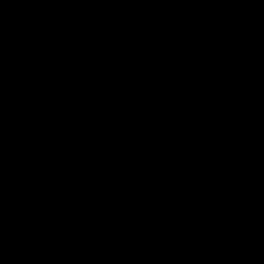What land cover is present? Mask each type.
<instances>
[{
  "label": "water",
  "instance_id": "1",
  "mask_svg": "<svg viewBox=\"0 0 264 264\" xmlns=\"http://www.w3.org/2000/svg\"><path fill=\"white\" fill-rule=\"evenodd\" d=\"M0 264H264V0H0Z\"/></svg>",
  "mask_w": 264,
  "mask_h": 264
}]
</instances>
